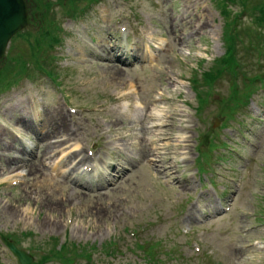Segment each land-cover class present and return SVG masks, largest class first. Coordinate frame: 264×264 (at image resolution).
Here are the masks:
<instances>
[{
    "label": "rangeland",
    "instance_id": "obj_1",
    "mask_svg": "<svg viewBox=\"0 0 264 264\" xmlns=\"http://www.w3.org/2000/svg\"><path fill=\"white\" fill-rule=\"evenodd\" d=\"M135 1L142 7L141 10L146 13V17H149L150 14L158 17L154 19L149 17L146 20V24L153 26L155 23L159 28L156 29V38L160 40V33H165L170 40L168 49L156 66L148 65L142 69L137 68V70L131 71L122 65H117L115 68L121 71L117 72L113 67L105 69L97 67L96 63L85 62L80 57H82V52H85L93 44V36H89L85 32V28L90 26L91 20L88 18L70 20L67 17H62L61 22L67 36L60 47L69 48L71 54L58 53L59 59L62 60L59 70L61 72L60 79L64 81L65 88L69 93L71 91L73 102H88V105H96L105 101L102 99L104 96L110 102L116 103L123 95L130 92L127 88V81L130 76H133V80L139 84L143 102L148 106L147 119L154 122L142 129L144 134L140 130L142 127L140 121L137 124L131 123L117 109H114L112 113L100 115L78 114L76 118L84 128H79L77 133H71L73 116L61 114L64 128L59 135L51 138V141L60 139V143L57 146V143L52 142V145L45 147L41 135L46 130L47 112L49 109L56 110L59 106L67 112L58 96L52 91L50 93L48 77L44 75L35 83L27 78H22L18 84L13 85L6 92L0 93V183L5 181L8 174L13 176L12 171L23 169L28 171V176L22 185L5 189L6 193L0 196V228L4 233L12 232L17 236H21V233L32 232L33 234L22 239L21 244L23 243L25 248H34V260H38L41 255L40 244L45 246V241L49 236L57 235L61 242L68 240L78 241L87 246L96 245L89 247V251L92 253V264H148L141 254L132 253L127 248V242L134 245L133 237L129 235L127 229H137L146 225L148 226V236L162 241L166 246H174L176 249L172 254L175 256L169 257L159 253V257L163 260L162 264L204 263L197 257V253L185 247L187 239L182 234L181 225H185L187 219L182 218L181 215L183 211L186 213L187 207L184 208V200H182L184 196L179 194V191L181 194L182 191L176 182V179L182 175L196 173L193 164L185 165L192 163L196 152L192 145L189 147L190 160L177 159V156L181 155L179 152H182L183 149L174 150L171 146L174 141H163L162 138L167 137L170 132L175 134L180 131L175 124L179 121L180 115L184 114L183 111L186 112V106L178 102L176 98L191 96L195 92L191 89L184 90L180 82H187L185 78L194 74V69L200 66L202 58L210 62L223 53L225 47H221L219 43L220 41L224 42L222 29L220 30V26L223 28L224 24L223 17L214 0H200L199 9L195 10V16L191 19L186 16L184 19L191 21L189 25L192 28L201 29L203 26H199L198 15L201 18L203 14H208L212 20L210 24L211 29L214 27V33L203 32L192 36L188 35L187 31L180 26L183 13L187 10L184 8V3L190 1L191 4L192 0H163L165 5L162 8L163 14L154 9L155 6L151 0ZM261 1L256 0L257 3ZM111 5L107 4L100 8V15L106 20L101 21L103 24H110L114 21L113 18L107 20L111 12L114 14V8ZM232 5L233 10H240L242 7L240 1ZM124 12L131 13V10L126 8ZM160 18L166 21L160 20ZM159 23L162 25L161 29ZM81 41L83 44L78 48ZM236 46L238 52L237 42ZM242 50L245 51V47ZM236 56L243 61L244 57H250L251 53L242 52L240 56L237 54ZM78 58L80 59L77 62H73ZM208 62L205 66H208ZM159 64L163 65V72L154 73L153 79H142L148 74L145 73L146 67H157ZM134 71H136L135 74ZM112 74L114 75L112 76ZM114 76L118 78L124 76L123 83L120 85L116 78V84L107 80ZM206 88L208 87L206 86ZM140 90L137 91L140 92ZM218 90H221L223 94ZM161 91H164L167 100L164 103H157ZM225 92H227L226 87L221 84L215 86L212 96L214 98L225 96ZM132 99L134 97L130 100ZM251 105L255 107L253 102ZM154 106L157 108L152 110L151 108ZM214 107V105L209 106L207 113H214L216 116ZM128 110L136 112L132 106ZM253 113L264 117V112L260 110L256 109ZM132 115L136 116L134 113ZM25 116L30 117L27 123L23 120ZM35 116L41 118L44 124L42 122L37 125L33 121ZM117 118L118 121H116ZM205 118L210 124L215 122L214 119L206 116ZM158 122L163 123L164 126H156ZM28 123L32 126L37 125V130L30 131ZM98 124L110 129L122 127L125 130H131V132H127L129 138L122 142L128 152L127 160H133V156H135L140 161H147L148 165H142L140 168L125 173L123 180H117L116 184L107 187L103 185L99 187L100 193L94 194L91 188L83 190L76 186L72 180H69L72 176H77L78 170L75 172L67 161L62 163L60 161L63 160L62 152L66 155L70 153L71 158L76 157L74 147L71 146V142L74 140L71 138L78 137V140H86V137H89L93 139V133L101 132ZM252 125L263 129V123L253 122ZM202 126L206 130L207 124H202ZM12 129H19L29 138L28 143L34 147L33 152L28 155L26 160L22 159L23 154L19 150L20 141L14 136ZM115 133L118 131L115 130ZM228 134L236 135L235 133ZM141 135L144 137L140 138ZM240 141L242 142L241 139ZM9 142L15 146L10 147ZM80 143L82 146V143L85 142L80 140ZM240 149L246 159L254 157L256 160L253 170L251 169L249 173L251 176H244L243 185L237 194L232 213L211 222L213 233L208 237L211 244L208 254L213 256L215 264H264V241L258 247H248L249 243L255 239L264 240V223L258 229H254V225L261 221L258 218L259 213L264 212V138L253 148L246 146ZM175 151H177L176 154H174ZM32 163L38 166L37 173L33 172ZM246 164V160L237 157L230 166L235 168L239 174L244 175L246 172L243 168ZM191 167L194 170H191ZM177 170L178 172H176ZM176 199H180L179 207ZM50 200L58 203L63 201L66 205L64 211L58 212L52 209ZM69 220L71 223L68 226L66 224ZM223 220H227V224H223ZM247 230L249 232L245 233ZM111 239L118 241L125 253L109 254L100 249L101 246L103 249L110 247L111 245H104L111 242ZM88 240L91 241L88 242ZM179 245L180 247L184 246L187 255L178 256ZM62 261H49L46 264H67ZM76 261V264H79V260ZM1 263L18 264L17 258L10 252L0 234Z\"/></svg>",
    "mask_w": 264,
    "mask_h": 264
},
{
    "label": "bare ground",
    "instance_id": "obj_2",
    "mask_svg": "<svg viewBox=\"0 0 264 264\" xmlns=\"http://www.w3.org/2000/svg\"><path fill=\"white\" fill-rule=\"evenodd\" d=\"M194 10V9H193ZM191 19V17H190ZM185 20V21H184ZM209 20V15H207L206 19L201 21L199 19V22L201 24V27L203 26V28L201 29H196V28H192L189 23H191V21H188V19H184V17L180 20V26L183 30H186L188 35H195V34H200L203 32H207V33H211V22L208 21ZM210 25V27H209ZM203 30V31H202ZM152 110H155V106L153 108H151ZM59 110V111H57ZM61 114H66L65 110L62 107H58L56 110H52L49 109V111L47 112L48 118H47V126H46V130L45 132L41 135V140L42 143L45 147H49L50 145H52V142L57 143V146L60 143V139L59 140H54L51 141V138L54 136H57L61 133V131L64 128V121H63V116ZM60 115V116H59ZM25 120H29L30 117L29 116H25L24 117ZM8 145L10 147H14V145L9 142ZM56 146V147H57ZM25 164V163H23ZM37 168L38 166L35 163H32V170L34 173H37ZM39 169V168H38ZM75 169V167H74ZM51 201V200H50ZM51 208L54 210L59 211H64L66 205L65 203L62 201L61 203L59 202H55V201H51Z\"/></svg>",
    "mask_w": 264,
    "mask_h": 264
},
{
    "label": "water",
    "instance_id": "obj_3",
    "mask_svg": "<svg viewBox=\"0 0 264 264\" xmlns=\"http://www.w3.org/2000/svg\"><path fill=\"white\" fill-rule=\"evenodd\" d=\"M22 0H0V55L8 40L27 24ZM23 264H31L30 257L19 253Z\"/></svg>",
    "mask_w": 264,
    "mask_h": 264
},
{
    "label": "trees",
    "instance_id": "obj_4",
    "mask_svg": "<svg viewBox=\"0 0 264 264\" xmlns=\"http://www.w3.org/2000/svg\"><path fill=\"white\" fill-rule=\"evenodd\" d=\"M252 1H255V2H252ZM243 2H244V5L247 6L248 11L251 14L252 18H251L249 24H244L241 27L240 32L243 35H248L249 36V41H252V43L258 42L259 41L258 37L261 38L262 40H264V23L262 21L263 18H264V0H262L260 2L259 10H261V11H258L257 9H250L251 6L253 8H257L258 7V4H257L256 0H243ZM219 5L222 7L223 12H226V14L228 16H230V13H229L228 9L226 8L225 3L222 0L219 3ZM235 35L237 37H239V33L238 32ZM48 41L49 40H47L46 38L41 39L40 44L41 45L42 44L47 45L49 43ZM247 87L251 88L252 85L250 84Z\"/></svg>",
    "mask_w": 264,
    "mask_h": 264
}]
</instances>
